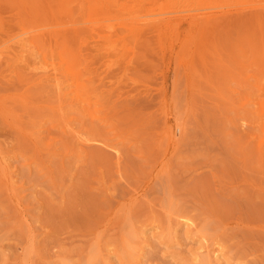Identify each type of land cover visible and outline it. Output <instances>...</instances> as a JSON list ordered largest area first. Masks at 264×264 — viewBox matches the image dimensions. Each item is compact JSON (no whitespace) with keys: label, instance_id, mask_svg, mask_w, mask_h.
Returning a JSON list of instances; mask_svg holds the SVG:
<instances>
[{"label":"rangeland","instance_id":"rangeland-1","mask_svg":"<svg viewBox=\"0 0 264 264\" xmlns=\"http://www.w3.org/2000/svg\"><path fill=\"white\" fill-rule=\"evenodd\" d=\"M88 1L0 57V264H264V0ZM3 2L0 32L29 28Z\"/></svg>","mask_w":264,"mask_h":264},{"label":"bare ground","instance_id":"bare-ground-1","mask_svg":"<svg viewBox=\"0 0 264 264\" xmlns=\"http://www.w3.org/2000/svg\"><path fill=\"white\" fill-rule=\"evenodd\" d=\"M2 2L4 1V0H1ZM1 1H0V3H1ZM46 2H44V0H7L4 4H9V6H7V7H10L11 8V10L12 11H15V13L16 14H18V15H20L21 17L22 16H26V22H27V20L29 21V28H21V30L19 29L18 30V32H16V33H12V34H10V32L7 30V31H4L5 29H3V31L2 32H0V33H2L3 34V32H4V34L6 35V33L5 32H9V33H7L8 35L10 34L11 36H9V37H7V35H6V38H5V36H4V38H3V40L2 41H0V46H1V48H0V57H4V56H2L3 55V53L4 52H6V54H11L12 55V58L13 57H18V56H23V54L26 52V51H29V49H30V46L34 43V41L32 40L33 39V37H35L36 35H34V34H36V31L37 30H39V28H41V27H39V25H42V24H40V21H43V22H49V21H51V22H54V23H51V22H49L53 27H54V25L55 26H57V27H59L60 25H59V18H58V15H57V18H56V14H59V13H57V12H60V14L59 15H64V12L66 13L65 15L66 16H68V14H69V12L70 11H73L74 9H75V7H74V5L76 4H74V5H72V1H74V2H77V5L78 4H81V6L79 5V7H80V14L83 16V11H81L82 9H83V5L84 4H86V3H84V1L85 0H54V1H57L58 2V4L56 5L57 7H58V5H59V8H61V9H59V10H57L56 8L55 9H53V6H54V1H50V0H45ZM86 1H88V0H86ZM92 1H94V0H92ZM97 1V0H96ZM109 1V0H108ZM114 1V0H113ZM113 1H111V3L113 2ZM116 1V0H115ZM122 1V0H121ZM120 1V4L121 3H123L124 5H125V0H123L122 2ZM127 1V0H126ZM133 1V0H132ZM136 1H139V0H134L133 2H134V5H135V7L137 6V4L139 3H137ZM144 1V0H143ZM149 1V0H148ZM151 1H153V0H151ZM150 1V2H151ZM239 1V0H238ZM243 1V0H242ZM247 1V0H246ZM252 1V0H251ZM256 1V0H255ZM258 1V0H257ZM71 2V3H70ZM83 2V3H82ZM117 2V1H116ZM128 2H129V0H128ZM128 2H126L127 3V6H129L128 5ZM141 2V1H140ZM250 2V1H249ZM50 3L52 4V5H50ZM56 3V2H55ZM88 3H91V0L90 1H88ZM93 3V2H92ZM98 3V2H97ZM101 3H103V1L102 2H100V4ZM105 3V2H104ZM106 3H108L107 1H106ZM105 3V4H106ZM115 3V2H114ZM113 3V4H114ZM153 3V2H152ZM253 3V2H252ZM69 4H70V6L73 8V10H72V8H70V6H69ZM141 4H143V3H141ZM140 4V5H141ZM95 5H98V4H95ZM108 5H109V3L107 4V6L106 5H98V6H96V7H93V10H94V13H97L98 14V11L100 12V11H105V13H103L104 14V16H105V14L106 13H108L109 14V11L111 12V10H113V8L112 7H110V6H112L111 4L109 5V8H108ZM132 5V3L130 4V6ZM134 5H132V9H131V7H128V8H130L131 9V13H129L130 11L129 10H126V11H129L128 12V16L130 17V18H136V16H139V14H138V10L139 11H141V10H143V8H141V6L140 5H138V6H140L138 9H134L133 10V8H135L134 7ZM162 5V4H161ZM261 5V4H260ZM56 6H54V7H56ZM85 7L84 8H86V6H87V4L86 5H84ZM103 6V7H102ZM104 6H106V10L104 9ZM121 6V5H120ZM145 6V5H144ZM242 6V5H241ZM240 6V7H241ZM89 6H87V8H88ZM97 7H99V8H97ZM225 7H228V6H225ZM78 8V7H77ZM91 8H92V6H91ZM103 10H102V9ZM111 8V9H110ZM119 8V7H118ZM170 8V7H169ZM246 8V7H245ZM257 8H259V7H257ZM96 9V10H95ZM101 9V10H100ZM126 9V8H125ZM167 9V8H166ZM249 9V8H248ZM63 10V13H61V11ZM84 10V9H83ZM157 10H159L160 11V9L158 8ZM250 10V9H249ZM260 10H263V11H258V9L255 11V16L256 17H261L262 18V16L264 17V9H260ZM95 11H97V12H95ZM108 11V12H107ZM158 11V12H159ZM180 11V10H179ZM82 12V13H81ZM101 12V13H102ZM142 12V11H141ZM154 12V11H153ZM155 12H156V10H155ZM228 12V11H227ZM241 12L242 13H244V11H239L238 13H240L241 14ZM12 13V12H11ZM85 13H87V12H85ZM91 13H93V11H91ZM142 13H146V12H142ZM162 13H163V11H162ZM235 13V12H234ZM253 13V12H252ZM125 14V13H124ZM152 14V13H151ZM154 14V13H153ZM159 14V13H158ZM167 14V13H166ZM169 14V13H168ZM201 15H191V16H189V19H188V26H191V27H194V23L196 24V22H197V19H204V18H208V17H210L211 15L210 14H208V13H200ZM64 15V16H65ZM116 15H118V14H116ZM121 16H119L120 18H122L123 17V15L122 14H120ZM157 15V14H156ZM179 15V14H178ZM178 15H175V16H178ZM17 16V15H16ZM24 16V17H25ZM86 16H87V14H86ZM96 16V15H95ZM100 16V15H99ZM108 16V15H107ZM144 16V15H143ZM173 16V15H172ZM187 16V15H186ZM255 16H254V18H255ZM23 17V18H24ZM101 17H103L102 15H101ZM101 17H100V19H101ZM127 17V16H126ZM154 16H152V18H150V19H147V21H144L145 23H143V24H140V22H137V23H139L140 24V26H139V30H140V32L142 33H140L141 34V37L140 38H142V36L144 35V34H150V33H152V32H154V31H157L158 29L159 30H161V28H168V29H170V28H177V27H179V25L181 24H179V22H174V18H172V17H169V16H166L165 17V15H163L162 14V16H160V17H154ZM180 17V16H179ZM178 17V18H179ZM75 18V17H74ZM91 17H89L88 19H90ZM99 18V17H98ZM109 18V17H108ZM124 18V17H123ZM122 18V20H124ZM129 18V19H130ZM182 18V17H181ZM254 18L252 17V19L254 20ZM76 19V18H75ZM84 19V18H83ZM92 19V18H91ZM95 19V17H93V20ZM107 18L105 17L104 18V20H106ZM137 19V18H136ZM186 19V18H185ZM58 20V21H57ZM72 20H73V18H72ZM92 20V21H93ZM98 20V19H97ZM96 20V21H97ZM104 20H102V21H104ZM58 23H57V22ZM74 21V20H73ZM75 21H77V20H75ZM85 21V20H84ZM87 21V20H86ZM100 20H98V28H99V24H100V22H102V21H100ZM129 21V20H128ZM177 21H179V20H177ZM181 21V20H180ZM186 21V20H185ZM261 21V20H260ZM62 22V21H61ZM60 22V23H61ZM69 22H70V20H69ZM69 22H68V24H69ZM125 22V21H124ZM130 22V21H129ZM132 22H134L133 20H131V23ZM183 22V21H182ZM187 22V21H186ZM258 22V21H257ZM28 23V22H27ZM45 23V24H46ZM73 23V22H72ZM96 23V22H95ZM126 23H128V22H126ZM136 23V22H135ZM134 23V24H135ZM261 23V22H260ZM263 23V22H262ZM44 24V23H43ZM66 24H67V22H66ZM121 24H124V23H121ZM133 24V25H134ZM24 25V24H23ZM51 25H47V26H51ZM61 25H64V22H63V24L61 23ZM95 26H96V24H94ZM102 25V24H101ZM100 25V26H101ZM132 25V24H131ZM130 24H126L125 25V27H123V28H126L127 26H129V27H132ZM136 25H138V24H136ZM45 26V25H44ZM105 27V25H102V27ZM107 26V25H106ZM110 26H112L111 24L109 25V27H106V28H108V29H110ZM115 26V25H114ZM135 26V25H134ZM57 27L55 28V29H51V30H48L52 35H53V31H55L54 32V34L56 33V34H58L59 32H61L60 30H58L57 29ZM63 27V26H62ZM103 27V28H104ZM181 27V26H180ZM261 27V26H260ZM49 28V27H48ZM85 28V27H84ZM90 28H92L91 26H90ZM98 28H96V29H98ZM101 28V27H100ZM100 28H99V30H100ZM122 28V27H121ZM144 28V29H143ZM61 29V28H60ZM68 29H69V26H68ZM105 29V28H104ZM137 29V30H138ZM67 30V29H66ZM98 30V32H100ZM128 30V29H127ZM127 30H125V32L127 31ZM137 30L134 32V34L135 33H137L136 35H138V33H139V30H138V32H137ZM143 32H142V31ZM175 30V29H174ZM173 30V31H174ZM177 30V29H176ZM264 30V29H263ZM40 31V30H39ZM62 31H64V29H62ZM69 31H71V30H69ZM81 31V30H80ZM95 31V30H94ZM115 31V30H114ZM166 31H168V30H166ZM165 31V32H166ZM171 31H172V29H171ZM33 32H35L34 34H31V33H33ZM46 32V31H45ZM90 32V31H89ZM110 32H112V31H110ZM121 32V31H120ZM169 32H170V30H169ZM178 32V31H177ZM261 32L263 33V31L261 30ZM39 33V32H38ZM175 33H176V31H175ZM40 34V33H39ZM38 34V35H39ZM56 34H55V36H56ZM74 34H76V33H74ZM133 34V33H132ZM153 35L155 34V32L154 33H152ZM152 34H150V35H152ZM171 34V33H170ZM49 35V33L47 34V36ZM152 35V36H153ZM257 35V34H256ZM51 36V35H50ZM156 36V35H155ZM155 36H153V37H155ZM258 36V35H257ZM147 37V40L150 38L151 39V37H148V36H146ZM152 37V38H153ZM156 37H159V35H157ZM260 37V36H259ZM2 38V37H1ZM145 38V36H143V40L145 41L146 39H144ZM165 38H166V36H165ZM176 38V37H175ZM35 39V38H34ZM101 39V38H100ZM149 39V40H150ZM252 39V38H251ZM263 39V38H262ZM1 40V39H0ZM140 40V39H139ZM142 40V39H141ZM157 40V39H156ZM166 40V39H165ZM9 41V43H7ZM33 41V42H32ZM138 41V40H137ZM152 41H153V39H152ZM171 41V40H170ZM178 41V40H177ZM258 41V40H257ZM107 42V41H106ZM261 42V41H260ZM263 42V41H262ZM6 43V44H5ZM37 43V42H36ZM155 43V42H154ZM35 44V43H34ZM158 45V44H157ZM34 46V45H33ZM32 46V47H33ZM134 47V46H133ZM34 48V47H33ZM33 50V49H32ZM31 50V51H32ZM30 52V51H29ZM119 53V52H118ZM5 54V53H4ZM8 54V55H9ZM124 54V53H123ZM25 57V56H24ZM32 57V56H31ZM121 57V56H120ZM22 58V57H21ZM134 58H135V56H134ZM133 58V59H134ZM16 59V58H15ZM22 59H24V58H22ZM36 59V58H35ZM129 59H131V58H129ZM128 59V60H129ZM183 59V58H182ZM25 60V59H24ZM37 60V59H36ZM21 61V60H20ZM131 61V60H130ZM128 62V61H127ZM257 62V61H256ZM12 64V63H11ZM33 65H35V64H33ZM33 67V66H32ZM14 68V67H13ZM29 68V67H28ZM27 68V69H28ZM35 68H37V67H35ZM186 68V67H185ZM257 71V70H256ZM264 63H262V64H260V66H259V70L257 71V73H256V75L255 76H253L252 78L253 79H251V81H250V87H251V89L250 90H252L251 91V93H250V95L249 96H251V101H252V105H253V107H255V111L258 113L257 114V117H258V119L257 120H259V128H260V130H261V132H263L264 131ZM162 75V74H161ZM160 78H161V76H160ZM162 78H163V80H164V78H165V76L163 75L162 76ZM49 80V79H48ZM162 81V80H161ZM55 82H56V80H55ZM57 83V82H56ZM155 83H156V81H155ZM57 85V84H56ZM163 87V86H162ZM151 90V89H150ZM249 99V100H250ZM250 101V102H251ZM253 113V112H252ZM256 117V118H257ZM179 130V129H178ZM260 135V134H259ZM263 136V135H262ZM264 139V136L262 137V140ZM258 143H260V142H258ZM260 145H262V143H260ZM183 225H189V220H184L183 222H181ZM143 233H144V231H143ZM213 257L216 259V255H213ZM139 258V261H140V257H138ZM136 260H137V258H136ZM139 261L137 260V264L139 263ZM215 263L216 264H219L218 263V261L216 260L215 261ZM134 264H135V262H134Z\"/></svg>","mask_w":264,"mask_h":264}]
</instances>
